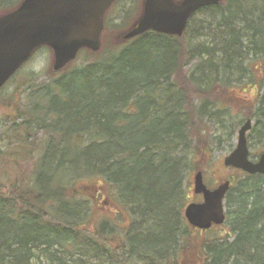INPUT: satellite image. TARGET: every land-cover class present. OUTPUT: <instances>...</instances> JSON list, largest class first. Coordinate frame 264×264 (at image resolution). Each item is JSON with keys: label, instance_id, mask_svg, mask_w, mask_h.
<instances>
[{"label": "trees", "instance_id": "trees-1", "mask_svg": "<svg viewBox=\"0 0 264 264\" xmlns=\"http://www.w3.org/2000/svg\"><path fill=\"white\" fill-rule=\"evenodd\" d=\"M239 1L200 10L204 31L191 42L195 16L181 38L147 32L118 40L93 60H84V50V61L60 73L50 69V80L29 89L32 108L23 114L16 107L7 127L16 144L35 147L28 137L33 132L44 137L29 179L0 181V264H39L44 257L68 264L58 252L101 264H264V176L243 173L232 186L226 231L201 232L184 217L187 176L203 152L192 136L197 122L201 135L209 118L232 137L219 104L234 86L248 93L258 83L251 114L264 121V0H249L246 13ZM210 20H217L220 33ZM128 25L106 22L105 32L118 27L123 33ZM195 38L200 41L192 44ZM194 60L197 66L183 78ZM219 67L226 81L213 84L207 72L220 74ZM105 193L114 212L92 228Z\"/></svg>", "mask_w": 264, "mask_h": 264}, {"label": "water", "instance_id": "water-1", "mask_svg": "<svg viewBox=\"0 0 264 264\" xmlns=\"http://www.w3.org/2000/svg\"><path fill=\"white\" fill-rule=\"evenodd\" d=\"M116 0H24L14 12L0 18V90L32 57L48 47L53 51V70L62 71L76 60L79 52L101 49L104 16ZM227 0H145L142 17L124 35L133 39L148 31L182 37L190 18L198 10ZM248 120L239 131L237 148L225 159L226 167L249 174L264 175V156L259 163L249 160ZM230 182L210 190L202 172L194 177V193L203 203H191L185 209L189 224L200 230L225 222L224 198Z\"/></svg>", "mask_w": 264, "mask_h": 264}, {"label": "rangeland", "instance_id": "rangeland-1", "mask_svg": "<svg viewBox=\"0 0 264 264\" xmlns=\"http://www.w3.org/2000/svg\"><path fill=\"white\" fill-rule=\"evenodd\" d=\"M18 1L19 0H0V12L6 9L3 7H10ZM1 2L3 5L6 6H2ZM255 4L259 7H262V4L260 5L258 1H256ZM238 5L240 11L243 13L249 12L251 10V3L249 0H240L238 2ZM259 12L262 13V11L260 10ZM259 12L257 11L256 15H260ZM139 13L141 14L140 0H122L115 8H113L109 12L106 22L109 23V26H120L125 24H129L128 26H130V24L136 19ZM237 13H239V10ZM235 14L234 17L236 16ZM237 18L239 17L237 16ZM194 19L196 21L188 32L187 40L189 41L193 36H196V32L204 31V27L201 28V20H207L206 15L204 13L196 14ZM231 20L238 19L233 18ZM210 21L212 23V27H210V29L212 31L216 30L215 32L220 33L217 30V20ZM127 27L122 28V30ZM118 33V27H107V31L105 32L102 38L103 47L100 52H88V58H84V60H93L94 58H98L99 53L102 54L108 50H111L114 46H116L118 40L121 42V39H118L120 35V33ZM199 41L200 38H195L192 41V44L198 43ZM51 54L52 53L46 49L38 51L30 60V62L22 68L19 76L16 78L15 83H10L8 86H6V89L1 91L2 94L0 96V149L3 151V154L0 153L1 183L7 182V179L9 177L13 182L14 176L24 180L29 179V176L33 171V167L37 162V150L39 140L44 137V135H38L34 132L30 133L31 135H28L29 138L32 137L30 142H35V147H30L29 143L22 145V141L19 144H16V136L13 135V132L10 131L11 128H8L7 126L12 125L14 119L17 117L16 111L18 110L16 107L20 106L22 108L23 114L24 112L27 114L28 111H30L29 109L32 108V103H29L26 98V96H29V93L31 92L29 91V89L31 87L35 88L37 85H40L50 80V78L52 77L50 69L53 70V57ZM82 56H85V53H82L77 58V61L79 63L84 61L83 58L81 59ZM218 62L219 60H216L215 64L217 63L216 65H218ZM195 66H197V61L194 60L184 70L183 78L186 76V72H188L190 68L193 69ZM252 67L257 78L259 70L255 71L254 66ZM220 69L221 68L219 67L220 74L217 75L212 74L213 72H207L208 75H211L210 78L213 84H219L217 82L226 81L227 76H225V71L223 69ZM240 76L242 75L239 73L238 77ZM255 86L259 87L260 83H258L257 85L250 84V91L246 93L244 92L245 86L239 87V85H236V87L234 86V89L231 92L226 91L227 93L225 95L224 101L222 102V104H219L222 108H226L227 110L226 123L232 124V128L234 130V135L232 137H230V133L224 130L222 124L210 122L211 119L209 118L203 120V129L206 132H203V135H201L199 123L197 122L198 129L192 132V136L195 145L199 149L203 150V152L201 155L195 156L193 160L194 171L188 174L187 176L186 185L188 190L187 194L189 196V202H198L201 199L200 197L196 196L193 191V177L196 169L203 171L205 182L211 189L216 188L220 183H225L227 180H230L232 182V185L234 186L239 180L242 179L241 172L233 168H227L224 166V159L229 156L236 147L238 131L241 125L243 124L245 118H247L248 115L253 118L251 111L254 110V104L256 102L255 97L257 96L256 89H253ZM221 96L222 94L215 95V97L218 98ZM192 99L194 101V106H196L197 99H195L194 92L192 93ZM217 100L220 102L219 99ZM211 101L214 102V97L211 98ZM206 127L208 131L206 130ZM212 137H217L219 139L215 141L212 139ZM248 139L250 141L251 151L253 154H261L264 151V121H259L258 123L254 122L253 129L248 133ZM5 192H7V190ZM110 194L111 193H105V197L102 198L99 204V211H97V213L92 217V223L90 224V227L93 228L96 225L100 226L102 222L107 221L108 217L113 214L114 209L110 202L107 203L106 199H110ZM226 230V227H216L214 228V230L209 232L211 235H217L221 231L223 232ZM109 232L110 228L109 226H106L105 234ZM57 254L59 256L64 257L67 260L68 264H101L98 260L85 258L83 257V255L80 254H63L62 252H58ZM45 258L46 257H44L43 261H40L39 264H49L47 263ZM49 259L47 260L49 261Z\"/></svg>", "mask_w": 264, "mask_h": 264}, {"label": "flooded vegetation", "instance_id": "flooded-vegetation-1", "mask_svg": "<svg viewBox=\"0 0 264 264\" xmlns=\"http://www.w3.org/2000/svg\"><path fill=\"white\" fill-rule=\"evenodd\" d=\"M177 1H180V0H177ZM20 3H21V0H20L19 2H17V3H15V4L11 5L10 7H3V8H6V9L2 10L1 12H2L3 14L8 13L7 11L12 12V11H14L15 9H17V8L19 7ZM11 4H12V3H11ZM9 5H10V4H9ZM1 12H0V13H1ZM251 153H252V152H251ZM261 154H264V151H263ZM261 154H260V153L252 154V157H251V158H252L254 161H257Z\"/></svg>", "mask_w": 264, "mask_h": 264}]
</instances>
